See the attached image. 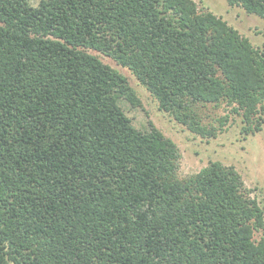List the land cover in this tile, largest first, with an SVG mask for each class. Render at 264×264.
I'll return each mask as SVG.
<instances>
[{"label":"trees","instance_id":"trees-1","mask_svg":"<svg viewBox=\"0 0 264 264\" xmlns=\"http://www.w3.org/2000/svg\"><path fill=\"white\" fill-rule=\"evenodd\" d=\"M264 19V0H227ZM202 137L226 102L264 130V45L195 0H0V264H264V204L234 165L180 178L177 144L120 105Z\"/></svg>","mask_w":264,"mask_h":264},{"label":"rangeland","instance_id":"rangeland-1","mask_svg":"<svg viewBox=\"0 0 264 264\" xmlns=\"http://www.w3.org/2000/svg\"><path fill=\"white\" fill-rule=\"evenodd\" d=\"M38 0H34L37 2ZM199 10L211 11L226 20L243 36L248 37L258 47L264 45V19L246 12L238 5H230L227 0H195ZM97 54L103 62L125 74L142 100V107H133L123 98L120 105L139 129H145L152 121L166 136L177 144L180 153V178H186L199 172L211 161L224 165H234L242 175L248 195L264 204V130L242 131V118L232 113V106L226 102L219 105L209 103L202 107L200 114L205 124L219 126L220 119L227 118L224 129L216 137H202L179 123L168 112L159 109V103L152 93L142 85L133 72L116 63L114 59L100 52ZM231 109V110H230ZM264 230L256 232V239Z\"/></svg>","mask_w":264,"mask_h":264}]
</instances>
